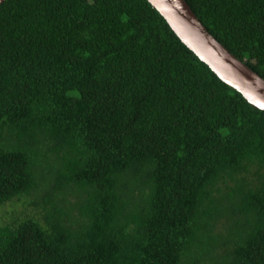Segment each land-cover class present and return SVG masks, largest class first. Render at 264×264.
Wrapping results in <instances>:
<instances>
[{
  "label": "trees",
  "instance_id": "obj_1",
  "mask_svg": "<svg viewBox=\"0 0 264 264\" xmlns=\"http://www.w3.org/2000/svg\"><path fill=\"white\" fill-rule=\"evenodd\" d=\"M186 2L264 78V0ZM0 264H264V110L148 0H3Z\"/></svg>",
  "mask_w": 264,
  "mask_h": 264
},
{
  "label": "water",
  "instance_id": "obj_2",
  "mask_svg": "<svg viewBox=\"0 0 264 264\" xmlns=\"http://www.w3.org/2000/svg\"><path fill=\"white\" fill-rule=\"evenodd\" d=\"M148 1L181 41L221 80L239 91L251 104L264 110V78L216 39L186 0Z\"/></svg>",
  "mask_w": 264,
  "mask_h": 264
}]
</instances>
